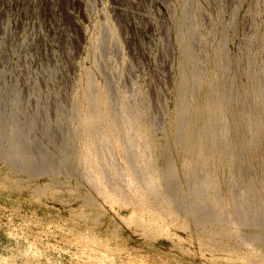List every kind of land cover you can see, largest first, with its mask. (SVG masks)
I'll return each mask as SVG.
<instances>
[{"label": "rangeland", "instance_id": "rangeland-1", "mask_svg": "<svg viewBox=\"0 0 264 264\" xmlns=\"http://www.w3.org/2000/svg\"><path fill=\"white\" fill-rule=\"evenodd\" d=\"M103 255L264 264V0H0V264Z\"/></svg>", "mask_w": 264, "mask_h": 264}, {"label": "bare ground", "instance_id": "bare-ground-1", "mask_svg": "<svg viewBox=\"0 0 264 264\" xmlns=\"http://www.w3.org/2000/svg\"><path fill=\"white\" fill-rule=\"evenodd\" d=\"M138 218V217H137ZM141 222H142V220H141ZM143 223V222H142ZM144 225V224H143ZM77 237H79L78 235H77ZM82 240V239H81ZM89 240V239H88ZM74 241H76V240H74ZM87 241V240H86ZM82 242V241H81ZM76 243H77V241H76ZM69 244V243H68ZM64 245H65V243H64ZM74 245V244H73ZM86 246H87V244H86ZM96 246V245H95ZM85 248V247H84ZM25 249H28V250H30V251H33V247H32V245H28L27 246V248H25ZM74 249H76V247L74 248ZM86 250V249H85ZM89 250V249H88ZM100 250V249H99ZM24 251V250H23ZM94 251V250H93ZM95 251H97V250H95ZM73 252V251H72ZM86 252V251H85ZM100 252V251H99ZM102 252V251H101ZM106 252V251H105ZM75 253V252H74ZM26 254V253H25ZM32 254V253H31ZM79 254V253H78ZM78 254H77V257H78ZM87 254V253H86ZM103 254V253H102ZM111 254V253H110ZM22 255H24V254H22ZM82 255V254H81ZM14 256V255H13ZM88 256V255H87ZM109 256L110 255H103V256H98L97 258H96V260L98 261V262H104V263H108V262H110L109 264H116V263H112L110 260H109ZM115 256V255H114ZM2 256H0V258H1ZM47 257V256H46ZM75 257V256H74ZM29 258V257H28ZM33 258V257H32ZM76 258V257H75ZM79 258V257H78ZM92 258V257H91ZM80 259V258H79ZM116 260H117V262L118 263H120V264H143V261H135V259H132L131 257H129V256H126V255H121V256H119V255H117L116 256ZM35 261V260H34ZM50 260H40L39 262H38V264H44V263H42V262H49ZM74 261V260H73ZM74 263H76V262H74ZM49 264V263H48Z\"/></svg>", "mask_w": 264, "mask_h": 264}]
</instances>
